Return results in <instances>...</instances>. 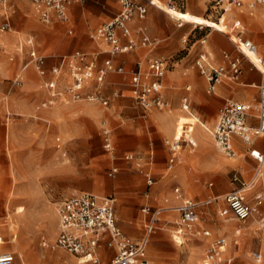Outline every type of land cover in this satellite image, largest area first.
I'll return each instance as SVG.
<instances>
[{"label": "rangeland", "instance_id": "rangeland-1", "mask_svg": "<svg viewBox=\"0 0 264 264\" xmlns=\"http://www.w3.org/2000/svg\"><path fill=\"white\" fill-rule=\"evenodd\" d=\"M18 1L26 2L32 8L35 6V11L33 13L35 20L38 21L40 25L48 24L49 26H56V24H58L56 17H54L50 23H46L41 20L40 14L36 10L37 7L31 0H7L5 2H0V87H9L13 85L21 86L23 84V76L21 72L23 71L22 69L23 65L26 63V59L28 58V47H26V45L31 40L35 41L36 46L39 44L36 31L27 30L21 24V16L23 15L20 13L21 11L19 9ZM163 1L167 4L170 3L168 0ZM226 3V0H176L174 5H176V8L180 10L198 14L213 20H218L222 14L226 12L229 14L228 17L227 14L225 15V24L227 29L233 27L234 22L240 19V28L235 29V31H243L244 37L248 38L245 36V32L251 30V27L249 25L246 12H240V9L245 8V6L242 8L232 6V8L228 11H224L223 7L227 6ZM6 4L9 6L7 9L5 7ZM151 7L159 11L169 21L173 22L175 27L190 28L192 32L189 35H186V37H188L187 45L189 44L191 46L195 41L205 38L207 41L203 45L204 50L210 53V59L214 63L213 65L218 66L220 64L218 55L212 49L207 35L209 33H220L230 40L227 34L222 31L212 29L211 27L179 21L170 17L169 14L162 9H159L154 5H151ZM27 9H29V7ZM255 9L264 10V6H260ZM23 12L27 13L26 11ZM7 19L10 22V26L7 27V30L3 31L1 30V26L6 23ZM181 23L183 25L179 26ZM73 27L74 33L70 34L68 32V27L65 25L64 30L67 38L75 37L77 35L78 31L74 22ZM8 37L10 38L9 41ZM43 42L46 44L45 40ZM256 42L260 44V49L263 51L264 45H262L259 41ZM55 43H58V38H56ZM96 43L97 49L94 52H90L91 54L99 53L98 58L102 63H104L106 58L113 57V55L108 52L109 46L106 43L102 41ZM61 45L62 49L60 51L55 50L48 53L41 47H39V49L47 55L58 53L64 54L69 52L67 50L69 40L62 41ZM199 45L200 41L196 46ZM76 49L78 48H75L74 50ZM156 49L163 50V47H159L158 45L155 47V50ZM187 52V49L180 51L178 53V58L183 57ZM235 52L238 54L236 48ZM129 54L130 53L118 56L123 58ZM197 55L198 50L195 49L192 52L194 64V60ZM164 58H166L169 63L166 72L167 75L168 71L173 69L174 59L173 57L167 56ZM134 60L133 56V59L128 64H133ZM194 66L195 69H198L196 65ZM111 75L115 76L111 82L113 88H110L109 85V77ZM40 80L41 85L44 87V79L40 77ZM128 82L129 74H119L115 72L109 73L106 79V92L111 97L109 105H104L99 102L90 103L87 100L70 101L68 103L60 100L61 102L58 101L55 106L47 108L57 109L56 113H58V117L56 118V122L58 124V128L53 127V119H43L36 114H18L0 107V173L2 172V175L5 174L4 176H7V178L11 177L13 179L14 175H10L8 170H11L12 168L14 170H19L18 176L16 175L18 179L14 182L16 184H12L7 178H0V231L6 229L5 220L8 214L7 217H9V220H11L15 225L17 235L16 238L14 237L11 240L14 243H5L0 245L1 250L12 249L13 244L17 242L16 244H18L20 249L22 246L26 245V247L43 252L41 239L43 237L53 239L57 234V207L63 198L72 192L90 191L96 194H112L116 196L118 217H145L139 225L142 230L141 235L134 236L136 238H140L146 234V223L150 214H146L143 211L144 205L148 204L151 206V212L155 208L163 209L160 217L168 220L170 224L166 227H164L163 224H159V227H157V229L150 234L147 246L149 264H156L154 259H158L160 257H172L175 255L176 257L181 258L194 253V250L196 246L200 244V241L196 240L197 237L195 235L188 233L187 235L181 237V240L183 241L182 243L184 244H178L177 240L179 239V236H176L175 231L178 229L177 223L179 221V212L177 211V208H175L177 206H173L171 204H161L160 206L156 205L155 197L157 189H155V187L160 185L161 182H164L168 183L166 186L168 187V190H171L173 193L176 186L182 187L184 189V193L186 194L191 193L193 195V193L198 192L196 189L198 186L194 185L193 190H191L192 187L188 189L183 187L180 182L176 181L179 177L176 168L186 162L190 148L183 147L178 158L179 162L170 168V153L168 151V145L166 144L167 139H172V136L174 137L175 135H179L181 133L182 124L178 125L177 119L181 118V123L184 121H193L197 112L194 109L193 102L189 108V111L192 114L188 110H185L182 105V99L177 110H175L171 104H168L169 106L163 110L157 109L158 111L164 113H171L174 111L179 112V115H176V118L174 117V124L175 122L176 124L172 136H167L161 141L163 149H157L155 139L153 135L148 132V130L144 133L143 129H140V137L137 139H127L119 133L121 131L119 126L122 124V119L129 118L132 121L133 126L136 124H141L142 127L148 125L146 123L148 120V111H144V109L139 105H136L135 107H125V110L121 114L118 111V98L123 94V92L129 91L132 95ZM164 88L166 91L165 82ZM115 92H118L119 94L115 96ZM87 106L90 107V111L86 109ZM103 111L109 112L110 122H107V124H105L106 121H104L105 117L103 115ZM196 118L199 121L195 122V129L192 135L196 137L197 130L210 134L215 126L217 118L213 124L205 121V118L200 117V119L198 116H196ZM41 121L46 123L44 126V131H47L48 133V137H45L46 143L48 142L47 139H51L54 143L50 142L49 144H43L42 142H38L36 140V135L39 133L41 134ZM202 124L207 125L210 128V132L203 128ZM105 125H109L108 127L111 130V138L114 145V150L111 152L107 151L105 148V138L103 133ZM12 127H14L13 130L15 131L14 139L11 138ZM57 138H60L61 140L59 141ZM150 143H153L156 148L157 157H160L161 160L147 165L145 159L140 160L138 158L141 157L139 153L147 151L148 147H150L147 145ZM52 144L55 146L61 145V148L53 150L51 147ZM133 146H140L141 150L133 153L134 156H136V159L129 164L126 163L127 160L125 159V156L127 153L125 152L131 151ZM29 154H32L31 158ZM221 154L225 158L236 159L232 168L224 172L226 182L232 187H243L241 182L233 180L236 173L240 176V179L247 183L254 179L255 170L253 169L251 162L248 160V156L244 150L239 152L234 158H229L222 152ZM139 162L143 167L137 166V163ZM45 165L47 166V169H43ZM114 166H119V172L114 177H111L108 175V170ZM147 169L154 174L157 180V183L153 184L151 187H149L146 183L147 178L145 173L149 172ZM260 178L261 179L257 184V188L259 184H262L259 187L261 189L264 185V176ZM211 181L216 184L219 182V180L217 181L212 179L209 180L208 183ZM253 181H255V179ZM226 182L221 181L219 183L223 184ZM9 187H11L10 190ZM225 187L226 186L222 188L224 189ZM250 188H252L251 183L246 186L247 190ZM230 190L231 189L223 191L228 192ZM194 195L198 198L204 197L203 192L200 194L196 193ZM174 196L177 197L175 193ZM222 207H224V205L221 203L220 205L213 204L206 208V211L204 210L200 216L201 218L199 223L201 226L212 229V226L218 222V219H220L219 211ZM226 229L227 231L230 230L228 227ZM48 231H53L55 233L53 236H50ZM161 233H164L165 238L157 237V235ZM218 236L219 235H215L213 238L207 239V246L202 251L201 260L197 262L193 261L190 264H204L209 245L208 242L210 243ZM253 236L254 243L247 251L248 255L255 264H264V251H262V262L257 263L252 257V252L261 249L260 242L262 243L261 238L264 236V234L257 229L256 225L253 229ZM5 239L9 240L10 237H6ZM227 241H229L228 237ZM232 249L236 250L237 247L229 245L227 253L230 254ZM60 250L66 256L72 257L74 264H77L78 261L83 262L81 264H90L84 263L85 261L81 257L75 256L63 249ZM110 260V257L102 260L101 264H108ZM16 264H18V259Z\"/></svg>", "mask_w": 264, "mask_h": 264}, {"label": "crops", "instance_id": "crops-1", "mask_svg": "<svg viewBox=\"0 0 264 264\" xmlns=\"http://www.w3.org/2000/svg\"><path fill=\"white\" fill-rule=\"evenodd\" d=\"M18 5L21 11L20 13L23 15L21 16L22 26L27 30L36 31L39 39L38 40L39 46L38 45L36 46L34 40L29 41V43L26 45V47H28V58L26 59V63H28L30 58L29 57L30 50L35 49L38 53L45 55L48 58L47 61L48 68H50L52 65L57 63V60L54 57L62 54L58 53V54L47 55L43 53V51H41L39 47H41L42 49L45 50V52L48 53L55 50L60 51L62 49V45H61L62 41L69 40V46L67 49L69 52L64 54H70L76 50H82L89 53L92 51L94 52L97 49L96 42L99 41L93 40L90 37V34L93 31H95L98 27L108 22L112 17H114L119 12V8H120L118 0H85L83 2L80 1L72 2L68 6L69 20L61 21L57 19L58 24H56V26H49L48 24L40 25L38 21L35 20V16L33 13L35 11V6H33L32 8L28 5V3L22 1H18ZM244 6L245 8L240 9V12H246L248 22L251 27V30L245 32V36H247L248 39H251L253 42H255L260 49V44L256 41H259L262 45H264V10L250 8L248 6V0L245 1V4L243 6L237 8H242ZM5 7L7 9L9 7L8 4H6ZM28 7L29 9H27ZM187 7H188V3H187ZM23 11H26L27 13H24ZM191 14L201 16L194 13ZM228 15L229 14H227V17ZM238 20L241 23V20L240 19ZM73 22L75 23L76 29L78 31L77 35L75 37L67 38L65 36V30H64L65 25L68 27V32L70 34H73L74 33ZM6 23H8L10 26V22L8 19ZM129 25L131 28L132 36L136 40L141 39L142 37L141 29H143L146 32V34L149 35L153 41H155L154 46L140 47L136 50L128 52L130 54L123 58L118 55H124L128 53L116 54L113 55V57H108L113 59L115 65H123L125 67L126 70L125 74H129V79L131 78V74L135 69L136 62L139 59L145 60L146 58L153 56H157V57L163 56V58L166 56L173 57L174 59L173 69L169 70L167 75L165 74L166 77H164L165 79L163 78L162 91L165 100L168 102V104H171L175 110L179 108L181 99L183 100L184 97H188L189 108L193 102L194 109L197 112L196 116H198L199 118L200 117L205 118L206 119L205 121L213 124L215 123L216 118L218 119L217 115L219 116V111L221 107L225 104L226 100L233 99L238 101H244L251 105V110H250L251 116L249 118V122L254 125L257 124L258 122L256 118L258 114L257 101L259 98V85L261 83L262 77L260 71L249 70V65L246 60L243 61L244 72L238 80H232L228 77H223L216 81L214 90L210 91L209 89L210 84L206 79L205 75L201 74L199 69H195L194 66L195 64L193 63V58H192V52L196 49L198 50V55L196 56V59L201 54L204 53L207 55L206 56L207 61L212 65L214 63L210 59V53L204 50L203 45L205 44V42L202 43L201 39L195 41L191 46L189 44L187 45L188 37H186V35H189L192 32L190 28L175 27L173 22L169 21L159 11H157L152 7H150L149 12L145 19L143 20L133 19L129 22ZM207 36H208V40L210 41V45L212 49L218 55V59L220 60L219 65L225 62L223 58V54L225 52L230 53L231 55H237V53L235 52L234 44L222 34L209 33ZM56 38H58V43H55ZM9 40L10 38L8 37V41ZM44 40L46 44L43 42ZM199 41H200V45L196 46ZM158 45L159 47H163V50H159V49L155 50V47ZM75 48L78 49L74 50ZM184 49H187L188 52L183 57L178 58V53ZM261 52H264V50ZM133 56L135 59L134 63L133 64L130 63L129 65L128 63L131 62ZM26 63L23 65V69H22L23 71L21 72L23 76V84L21 86L13 85L9 87H0V107H3L8 111H12L18 114H27V115L36 114L43 119L44 118L53 119L54 120L53 127L58 128V124L56 122V118L58 117V113H56L57 109L56 108L47 109V108H51L55 106L58 103V101H60L61 99H58L56 101L55 100L51 101V97L49 96L48 91L46 90L45 87L41 85V80H40L41 76L38 74L37 70L35 69V66L33 64H29L27 67H25ZM98 64L99 65L103 64L99 60V58H98ZM107 76L105 78L104 90H103L105 95H108L106 92ZM50 77H51L50 75L47 76V78ZM114 77L115 76L113 75L109 77L110 88H113L111 82ZM70 82H71V78L69 77L67 71H64L62 78L60 80V86L63 87L65 84H68ZM164 82L166 84V91L164 90L165 89ZM92 90H93V84L89 85L86 88L85 92L89 93ZM90 103H94V102H90ZM118 105H119L118 111L121 114L125 110L124 109L125 107H135L136 105L139 104L135 101L131 93L127 91V92H123V94L118 98ZM141 108H143L144 111H148V120L146 121L148 125L145 126L146 129L145 127H142L141 124H136L135 126H133L132 121L129 118H126V119H122V124L119 126V129L121 131L119 133H121V135L127 139H137L138 137H140L139 136L140 129H143L144 133L146 130H148V132L151 133L155 139L157 149H163L161 141L167 136H172L176 124V122L174 124V117L176 118V115H179V112L174 111L171 113H164L157 110V109L163 110L166 107L160 109L155 106L150 108H144L143 106H141ZM86 109L90 111L89 106H87ZM103 112H104L103 115L105 117L104 121H106L107 124V122H110L109 112L107 111H103ZM196 116L194 118H196ZM184 117H192V116H184ZM178 119H177L178 125L182 124L183 126L184 124H187V127H190V129L193 131L195 129V122H198V121L195 122L184 121L181 123L180 120L181 118L179 120ZM45 125L46 123L44 121L40 122L41 134L39 133L36 135L37 138L36 140L38 142H42L43 144L46 143L45 137H48L47 131H44ZM13 129L14 127L11 128L12 139H14V132H15ZM192 137L194 138L197 144L195 147H192L187 142H184L183 147L190 148V152L188 154V158L186 162L183 165L178 166L176 168L177 173L179 174V177L176 179V181L180 182L183 187H186L188 189L192 187L191 190H193L194 185L198 186L196 188L198 192L196 193L200 194L203 192L204 197L198 198L196 195H194L196 193H193V195L191 193L186 194L184 193L183 191L184 189L182 187L180 186H176V187L181 188L182 193L185 197L191 198L192 200L197 201L199 203L211 199L212 202L210 204L201 207L202 213L204 212V210L206 211V208H208L213 204L220 205L222 203L224 207H222L219 211L220 219H218V222L212 226L214 232L212 231V229L202 227L201 224L199 223V229L208 230L209 234L205 235L201 233L200 235H195L197 237L196 240L200 241V244L196 246L194 253H191L190 255L181 258L176 257L175 255H173L172 257H160L158 259H154V262L156 264H190L193 261L194 262L200 261L202 258V251L207 246L206 240L213 238L215 235L216 236L219 235L216 239H214L210 243L208 242L209 244L208 248L210 247L211 243L217 240L218 238L225 237L227 239L228 237L229 241H227V248L226 251L221 255V258L224 259L230 257L232 259L231 264H255L250 259L247 251L253 246L254 243L253 229L255 228V225L257 226V229L264 234V229H263L264 228V185L263 188L260 189L259 187L262 184H259L257 188V184L261 179L256 174L258 161L256 158H254L251 155L250 152L253 149H257L261 152H264V136L258 137L255 140L254 144L252 145L245 143L240 137L234 136L232 139V143H233V149L235 150V155L234 156L226 155L229 158H234L238 155L239 152L244 150L248 156V160L251 162V164L253 165V169L255 170V177H254L255 181H253L254 180L253 179L251 182H249L252 184V188L246 190V192L248 193L246 192L244 193L246 201L254 207V212L253 215L245 222L238 221L233 217L231 213L225 215L222 214L223 209L227 207V204L225 202V195L231 191L242 189L238 187H232L229 183L226 182L225 180L226 178L224 176V172L232 168V165L235 164L236 159H228L221 154L219 148L216 146L213 140L212 133L209 134L207 132L204 133L201 130H197L196 137H194V135H192ZM57 140L60 141L61 139L57 138ZM47 141L48 142L46 144H49L50 142L54 143V141H52L51 139L49 140L47 139ZM147 146L150 147H148L146 152L139 153L142 159L143 160L145 159L147 165L153 164L155 162H159L161 158L157 157L156 148L154 147L153 143H150ZM51 147L53 150H56L58 148H61V145L55 146L54 144H52ZM140 150H141L140 146H133L131 151H126L125 153L133 154L134 152H139ZM168 151H169V147H168ZM29 155L31 158L32 154ZM126 163L131 164L132 162L126 161ZM114 167H117L119 169V166H114ZM43 169H47V166L45 165ZM148 171L150 172V175L153 178L154 181L153 184H156L157 180L154 174L151 173L150 170ZM1 173H0V178L2 177L4 179L7 178V176H4L5 175L4 173H3L4 175H2ZM8 173L10 175L11 174L14 175L13 179L11 177L7 178L13 184L18 179L17 176L19 174V170L18 169L14 170L12 168L11 170H8ZM235 177H237L238 179L235 180L234 179ZM146 178H147L146 181L147 185L151 187L153 184H149L148 176H146ZM212 179L226 183L221 184L217 182L216 184L213 181L208 183V181ZM233 180L241 182L242 185L249 184L244 180L240 179V176H238L237 173L234 175ZM167 184L168 183L161 182L160 185L155 187V189H157L155 203L158 206H160L161 204H171L173 206H178L180 204L179 203L180 199L175 197L174 193L171 190H168V187L166 186ZM224 186L226 187L223 189L222 187ZM11 187H9V190ZM229 189L231 190L228 192L223 191ZM100 195H107V194H100ZM258 197L261 198L260 203ZM146 205L148 204H145L144 207ZM7 216L6 219H9V217ZM143 218L145 217H128V216L118 217L121 228L124 230L126 234H128L133 238H136L134 236L141 235L142 230L141 227H139V225L140 222L143 220ZM9 221L13 224L11 220ZM159 224H163L164 227H166L170 224V222L162 217ZM5 225L3 226H5L6 229L0 231V234H2L0 235L1 238L0 245H3L5 243H14L11 240L14 237L15 238L17 237L15 225L13 224L14 225L13 233L9 231L6 222ZM227 227L230 229L229 231H227L226 229ZM4 232L5 234L6 233L7 234L5 235ZM48 232L50 233V236H53L55 233L53 231H48ZM59 233H60V220L58 216V227L55 238L58 236ZM6 237H10V239L9 240L5 239ZM157 237L165 238V235L164 233H161L157 235ZM55 238L48 239L46 237H43L41 241L43 239L52 241ZM261 239H262V243L260 242L261 249L252 252V257L254 261L257 263H260L263 260L262 251H264V236ZM178 244L182 245L184 243L178 242ZM229 245L230 246L234 245L237 247L236 250L232 249L230 254L227 253ZM2 252L14 253L15 262H17L18 259V264H43V263L74 264L72 257L66 256L60 249L49 250L43 248V252H40L36 249L26 247V245L22 246L20 249L18 244H13L12 249H6V250L0 249V253ZM115 253L116 251L114 249L103 247L101 249L102 260L108 259L109 257L112 258L115 255ZM255 253L261 254L260 260L256 259ZM81 263L83 262L81 261L77 262V264H81ZM148 263H149V259H148Z\"/></svg>", "mask_w": 264, "mask_h": 264}, {"label": "built area", "instance_id": "built-area-1", "mask_svg": "<svg viewBox=\"0 0 264 264\" xmlns=\"http://www.w3.org/2000/svg\"><path fill=\"white\" fill-rule=\"evenodd\" d=\"M7 0H0L5 2ZM36 5V10L40 14V19L50 23L54 17L61 21L69 20L68 6L72 2H83L85 0H31ZM176 0H168L170 5H174ZM225 1V0H224ZM227 6L223 7L228 11L232 6L241 7L246 0H226ZM119 12L108 22L98 27L90 34L96 41H102L109 46L108 52L112 55L128 53L140 47H152L154 42L146 32L141 29L142 37L136 40L132 36L129 22L133 19L143 20L146 18L152 0H118ZM155 6V5H154ZM250 8L264 6V0H248ZM183 24H179L182 26ZM240 21L234 22L233 27L224 32L233 42L238 54H223L224 63L214 66L207 61V55L201 54L195 65L201 74L205 75L210 84V91L215 88L217 80L228 77L238 80L244 72L243 61L249 63V70H258L261 73V83L259 85V98L257 101L258 114L257 124H251V105L244 101L233 99L226 100L219 111L217 122L211 133L216 146L227 156H234L232 139L234 136L240 137L245 143L252 145L258 137L264 136V52H261L258 45L251 39L244 37L243 31H235L240 28ZM9 27L8 23L1 26L5 31ZM201 42H206L205 38ZM98 55L86 51L76 50L70 54L57 55V63L50 68L47 67L48 58L38 53L35 49L29 52V64H33L38 74L44 79L43 84L48 91L51 101L61 99L64 102L87 100L90 102H100L109 105L111 97L104 94V83L106 76L111 73L125 74L123 65H115L112 58L104 60L102 65L98 64ZM169 63L163 57H148L145 60L139 59L135 69L129 79V86L135 101L144 108L158 107L160 109L168 106V102L163 95V78L165 77ZM64 71H67L71 82L60 86V80ZM50 75V78L47 76ZM93 84V90L85 92L89 85ZM119 93L115 92L117 96ZM183 108L189 109L188 97L183 98ZM106 124V122H105ZM105 138V148L111 152L114 150L111 138V130L107 125L103 129ZM184 142L192 147L196 146V141L192 137V132L187 124L181 128V133L172 139H167L169 147V167H173L178 161ZM251 155L257 159L258 167L256 174L261 177L263 174L264 152L257 149L251 150ZM125 159L132 162L136 159L134 154H127ZM138 159H142L139 157ZM138 167H143L137 163ZM119 172L117 167L108 170V175L114 177ZM148 176L149 184H153L150 172ZM235 180L238 178L235 177ZM247 184H243L245 188ZM174 193L180 199V204L175 207L179 212L176 236L177 242H183L182 236L191 233L208 235V230L199 229L201 207L212 202L211 199L204 202H197L185 197L180 187L174 188ZM259 203L261 198L258 197ZM227 207L222 214H232L235 219L241 222L247 221L254 212V207L250 205L244 196V192L234 190L225 195ZM116 196L100 195L89 191L72 192L66 195L57 207L60 220V233L52 240L43 239L41 245L45 249H63L71 254L84 257V263L101 264V249L111 248L116 251L108 264H149L147 259V246L150 234L159 227L161 213L163 209L155 208L151 212V206L146 205L143 211L150 214L146 223V234L141 238H133L126 234L119 224L117 216ZM264 229V228H263ZM184 230V231H183ZM1 241V238H0ZM227 239L218 238L211 243L207 249L204 264H231L232 259L221 258L226 251ZM261 254L255 253L256 259L260 260ZM0 264H16L15 255L12 252L0 253Z\"/></svg>", "mask_w": 264, "mask_h": 264}, {"label": "bare ground", "instance_id": "bare-ground-1", "mask_svg": "<svg viewBox=\"0 0 264 264\" xmlns=\"http://www.w3.org/2000/svg\"><path fill=\"white\" fill-rule=\"evenodd\" d=\"M152 1L156 7H158L159 9H162L167 14H169L170 17L177 19L179 21L188 22V23H195L197 25L211 27L212 29L219 30L222 32L228 31L227 26L225 24V21H226L225 15L227 14L226 12H224L218 20H213V19H210V18H207L204 16H197V15H193L187 11L180 10V9L174 7L173 5L167 4L166 2H164L162 0H152ZM193 121L195 122V121H199V120L197 118H195ZM202 127L210 132V128L207 125L202 124ZM191 132H193V130H191ZM263 176H264V172H263ZM241 190L243 192H245L247 189L245 187V188H242ZM5 222L7 223L9 231L13 233L14 225L9 221V219H6ZM81 258L85 260L84 257H81Z\"/></svg>", "mask_w": 264, "mask_h": 264}]
</instances>
